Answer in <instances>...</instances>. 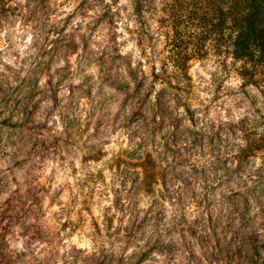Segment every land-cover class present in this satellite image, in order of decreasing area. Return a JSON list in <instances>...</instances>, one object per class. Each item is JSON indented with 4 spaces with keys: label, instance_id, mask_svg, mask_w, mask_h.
Here are the masks:
<instances>
[{
    "label": "clouds",
    "instance_id": "1",
    "mask_svg": "<svg viewBox=\"0 0 264 264\" xmlns=\"http://www.w3.org/2000/svg\"><path fill=\"white\" fill-rule=\"evenodd\" d=\"M81 3L49 0L34 10L27 0H8L17 11L0 21V204L23 194L29 173L43 189L38 204L28 201L34 215L5 220L7 231L0 225L8 264H93L103 255L115 256L112 264H195L194 256L206 264L187 225L209 213L224 217L229 240L244 231L264 242V65L237 59L212 36L187 47L180 63L174 0H151L143 25L131 0ZM105 12L113 22L97 24ZM61 29L75 34L77 46L53 60ZM180 29L194 42L203 32ZM21 127L29 132L23 144L9 135ZM178 129L185 138L173 143ZM43 140L63 147L44 155ZM90 150L99 162L89 169L81 161ZM133 152L117 208L111 181L121 187L116 165ZM89 170L102 171L103 194L70 186ZM36 224L46 228L43 238H34ZM241 264H264V248L248 247Z\"/></svg>",
    "mask_w": 264,
    "mask_h": 264
},
{
    "label": "rangeland",
    "instance_id": "2",
    "mask_svg": "<svg viewBox=\"0 0 264 264\" xmlns=\"http://www.w3.org/2000/svg\"><path fill=\"white\" fill-rule=\"evenodd\" d=\"M214 0H174V3L171 5L172 7V17H173V28L175 31V39L173 40V44L175 48L177 49V56L179 57V62L184 61L185 59V51L187 47L192 46L196 49H199L202 47V41L203 39L208 38L209 36H214L212 29L209 28L210 22L203 23L201 22V16L202 12L206 11L207 4L212 5ZM8 0H0V21H7L8 16L7 13L11 11L13 15L16 13V9H9L6 7ZM96 0H92V3H95ZM49 3V0H27V4H25V7L32 6L34 10H43L47 7ZM90 4V0H82V3L80 4V7L83 8L86 5ZM132 7L134 9L133 15L137 17V20L141 25L146 23V21L143 19L142 11L146 8L150 10L151 8V0H139L138 3H135V0H131ZM138 6L141 10V15H137L135 13V8ZM114 15L119 16V11L115 13ZM132 17L129 16V19ZM107 19V23L111 24L113 21L111 18H109L108 13H103L100 17V20L97 21V24L102 22L103 20ZM71 21V17L69 18V21ZM184 24H191L194 27H199L203 29V32L199 37H197V40L194 42L190 36L186 35L183 31H181L180 26ZM65 27H67V24H65ZM62 35L61 38L56 42V47L52 50V57L53 60L56 58H59L60 56L67 55L69 52L74 50L76 45V37L75 34L72 32L64 33L63 29L60 30ZM215 39V37H214ZM216 42V41H215ZM217 47L221 45H226V43H218L216 42ZM53 60H50L48 64H46L43 68L40 69V71H44L45 69H48L51 67ZM253 62L254 68L257 65H264V58L260 59V61H257L256 59L252 58L249 59ZM60 69H57V73H60ZM249 77L255 75V72L252 73H245ZM189 80H192L193 77L188 75ZM67 78L65 75L62 77V79ZM51 83V81H49ZM195 86L194 82L190 87ZM75 91V89H73ZM217 92H219V89H217ZM35 93H32L29 96V103H31V97L34 96ZM55 95V93H53ZM162 108L164 105L167 104V100L162 93ZM219 95H217L216 99H219ZM35 107L39 106V101L35 102ZM238 107L241 105H237ZM26 113V119H27V105L24 109ZM193 113L189 112V116L191 117ZM141 116L140 112L136 113L135 118H139ZM7 123V122H5ZM99 125L97 126V135H99ZM231 127V126H230ZM15 128V126H13ZM223 130V129H222ZM3 134V128H0V135ZM9 135H17L20 142L23 144L25 137L29 135V132L26 128L21 127L18 131L9 133ZM214 135L218 136L219 133H215ZM184 133L179 131L176 134V138L173 141V143H176L177 141H180L184 139ZM197 143L203 144V140L199 139L196 141ZM63 145H61L58 141L52 140H43L39 142V150L44 155H48L51 152H57L62 149ZM95 148V146H93ZM99 153H97L96 156H93L91 150L88 154H85L81 163L82 166L85 168H89L98 163ZM135 156V153H129L128 157L125 160H122L120 163H123L125 167L121 168L120 163H117L116 165V172L118 177H122V179L119 180V183L121 185L120 188H116L114 185L116 183V179L114 178L111 183L113 187L111 188V192L113 195V206L120 208L121 206V190L124 186H126L130 173L128 170V166L130 163H132V158ZM112 168V165L108 166V170L110 171ZM207 169L202 170L201 174L205 175L207 174ZM191 175V174H189ZM167 177V173L165 174ZM6 181V177L3 178ZM35 176H32L31 173L26 175L24 178V185H26V190L21 195L12 194L9 196L7 200H5L2 204H0V225L4 226V231H7L8 225H4V221L7 220L9 224L13 222H19L23 220H27L32 215H34V210L32 208V205L28 204V201H31L32 204H38L41 199V192L42 188L41 186L35 184L33 181L35 180ZM105 177L102 173V171L97 172H91L86 171L83 173V175L79 179H73L69 181L70 186H75L76 190L82 191L83 187L91 186L90 190L92 192H95L97 187L100 188V193L103 194L104 189L103 185L105 183ZM229 179L231 180L232 177L230 176ZM12 181L16 182V178L12 177ZM187 184L191 183V180H186ZM17 193H19V189H17ZM215 201H208L207 197L205 198V204L207 207H211L212 203ZM247 223V221H245ZM36 232V237L34 238H43V236L46 235L47 230L43 225L36 224L33 226ZM188 232L194 236L197 237L199 240L200 246L202 249H204L203 255L206 260V264H241V257L243 252L248 248L251 247V249L256 250L258 248H264V242H260L257 240L256 236L254 234H248L244 231H240L237 234L233 235L231 240L227 238V232L228 229L224 226V217L222 215H216L215 213H209V216L204 220H197L194 221L192 224L187 225ZM183 231V230H182ZM169 251H172L174 249V245L166 246ZM253 247V248H252ZM145 259L147 256L145 255ZM115 256H108L107 258L103 257L98 262L93 261V264H112V261H115ZM193 260L195 261V264H202L200 259L198 257H193ZM9 257L2 251H0V264H8Z\"/></svg>",
    "mask_w": 264,
    "mask_h": 264
},
{
    "label": "trees",
    "instance_id": "3",
    "mask_svg": "<svg viewBox=\"0 0 264 264\" xmlns=\"http://www.w3.org/2000/svg\"><path fill=\"white\" fill-rule=\"evenodd\" d=\"M139 8L137 4L135 13L140 16ZM208 21L215 41L226 43L237 59L247 57L260 61L264 58V0H214L202 12L201 22Z\"/></svg>",
    "mask_w": 264,
    "mask_h": 264
}]
</instances>
